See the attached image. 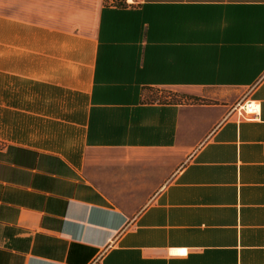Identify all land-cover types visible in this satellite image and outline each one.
Segmentation results:
<instances>
[{"label": "crops", "instance_id": "obj_1", "mask_svg": "<svg viewBox=\"0 0 264 264\" xmlns=\"http://www.w3.org/2000/svg\"><path fill=\"white\" fill-rule=\"evenodd\" d=\"M92 263L264 264V0H0V264Z\"/></svg>", "mask_w": 264, "mask_h": 264}, {"label": "built area", "instance_id": "obj_2", "mask_svg": "<svg viewBox=\"0 0 264 264\" xmlns=\"http://www.w3.org/2000/svg\"><path fill=\"white\" fill-rule=\"evenodd\" d=\"M109 4L120 6V7H130L137 6L140 4V0H106ZM260 114V108L258 104L254 102H247L244 108H240L237 111V117L239 119H250L251 117H257ZM94 264V263H92Z\"/></svg>", "mask_w": 264, "mask_h": 264}, {"label": "rangeland", "instance_id": "obj_3", "mask_svg": "<svg viewBox=\"0 0 264 264\" xmlns=\"http://www.w3.org/2000/svg\"><path fill=\"white\" fill-rule=\"evenodd\" d=\"M230 92L233 96H236L238 94V92L236 90H230ZM171 96H172V94H170V92H163V94L161 95V98L163 97L164 99H167Z\"/></svg>", "mask_w": 264, "mask_h": 264}]
</instances>
